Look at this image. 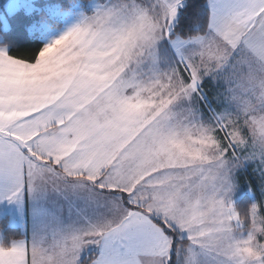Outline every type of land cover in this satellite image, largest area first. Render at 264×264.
Instances as JSON below:
<instances>
[{
  "label": "snow or ice",
  "instance_id": "obj_1",
  "mask_svg": "<svg viewBox=\"0 0 264 264\" xmlns=\"http://www.w3.org/2000/svg\"><path fill=\"white\" fill-rule=\"evenodd\" d=\"M0 224V264H264V0H0Z\"/></svg>",
  "mask_w": 264,
  "mask_h": 264
},
{
  "label": "trees",
  "instance_id": "obj_2",
  "mask_svg": "<svg viewBox=\"0 0 264 264\" xmlns=\"http://www.w3.org/2000/svg\"><path fill=\"white\" fill-rule=\"evenodd\" d=\"M3 225L2 224H0V227H2ZM22 231V230H21Z\"/></svg>",
  "mask_w": 264,
  "mask_h": 264
},
{
  "label": "rangeland",
  "instance_id": "obj_3",
  "mask_svg": "<svg viewBox=\"0 0 264 264\" xmlns=\"http://www.w3.org/2000/svg\"><path fill=\"white\" fill-rule=\"evenodd\" d=\"M21 230H23V229H21Z\"/></svg>",
  "mask_w": 264,
  "mask_h": 264
}]
</instances>
